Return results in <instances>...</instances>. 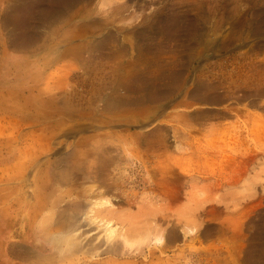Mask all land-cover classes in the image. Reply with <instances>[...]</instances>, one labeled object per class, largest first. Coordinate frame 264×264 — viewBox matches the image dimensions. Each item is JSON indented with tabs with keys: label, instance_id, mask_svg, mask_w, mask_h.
<instances>
[{
	"label": "rangeland",
	"instance_id": "obj_1",
	"mask_svg": "<svg viewBox=\"0 0 264 264\" xmlns=\"http://www.w3.org/2000/svg\"><path fill=\"white\" fill-rule=\"evenodd\" d=\"M62 3L0 0V264H264V0Z\"/></svg>",
	"mask_w": 264,
	"mask_h": 264
},
{
	"label": "crops",
	"instance_id": "obj_2",
	"mask_svg": "<svg viewBox=\"0 0 264 264\" xmlns=\"http://www.w3.org/2000/svg\"><path fill=\"white\" fill-rule=\"evenodd\" d=\"M64 1V0H63ZM62 0H18L22 4H27L28 2L34 4L36 7V15H34L33 19L30 20L33 22L32 28L25 33L26 35L15 36L14 34L8 37L9 44L11 49L17 54H30L33 55V58L39 60L44 55L50 53L51 47L57 52V54L65 53L66 49V37H63L58 29H54L52 32V23L53 27L60 21V11L64 3ZM73 6L76 5L75 2L71 1ZM51 7H56L53 10ZM43 12V14H40ZM53 13V17L51 16ZM1 19V18H0ZM4 19V18H3ZM6 20V19H4ZM2 23V20H0ZM64 39V41H62ZM20 46V47H18ZM61 46L63 47L61 49ZM41 55V57H40ZM200 143H194L193 147V155L194 159L192 160V178L190 180L194 181L196 184L195 190L201 192L200 195L202 197H214L218 196V190L216 188H208L209 184L218 183L223 178L221 175L224 173L220 172L218 168L212 169L211 166L208 168L205 165V160L203 159V154L201 153L202 147H198ZM222 159H217V162H221ZM216 166L219 163L214 164ZM222 166V163H220ZM219 165V166H220ZM215 175V177H211ZM226 175V174H225ZM202 183V185H200ZM209 183V184H208ZM205 184V186H204ZM193 186L188 190L191 192L193 190ZM220 196V195H219ZM221 196H223L221 194Z\"/></svg>",
	"mask_w": 264,
	"mask_h": 264
}]
</instances>
